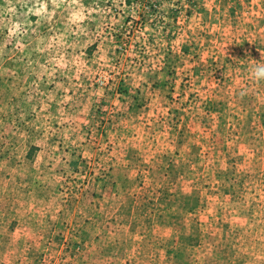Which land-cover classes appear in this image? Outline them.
I'll return each mask as SVG.
<instances>
[{
	"label": "rangeland",
	"instance_id": "1",
	"mask_svg": "<svg viewBox=\"0 0 264 264\" xmlns=\"http://www.w3.org/2000/svg\"><path fill=\"white\" fill-rule=\"evenodd\" d=\"M264 0H0V264H264Z\"/></svg>",
	"mask_w": 264,
	"mask_h": 264
},
{
	"label": "clouds",
	"instance_id": "2",
	"mask_svg": "<svg viewBox=\"0 0 264 264\" xmlns=\"http://www.w3.org/2000/svg\"><path fill=\"white\" fill-rule=\"evenodd\" d=\"M261 60L258 61L252 69V77L259 81L264 80V53H261Z\"/></svg>",
	"mask_w": 264,
	"mask_h": 264
}]
</instances>
